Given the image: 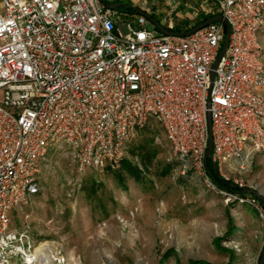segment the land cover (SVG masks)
I'll list each match as a JSON object with an SVG mask.
<instances>
[{
    "label": "built area",
    "instance_id": "1",
    "mask_svg": "<svg viewBox=\"0 0 264 264\" xmlns=\"http://www.w3.org/2000/svg\"><path fill=\"white\" fill-rule=\"evenodd\" d=\"M103 1L141 9L169 31L222 15L228 39L209 88L221 21L163 33ZM263 25L264 0H0V264L64 262L55 244L41 243L35 254L41 244L9 221L38 192L52 146H65L78 172L113 170L134 130L154 118L180 173L190 170L216 191L205 171L207 116L208 159L224 181L231 164L243 170L264 151ZM232 197L264 220L252 196Z\"/></svg>",
    "mask_w": 264,
    "mask_h": 264
},
{
    "label": "rangeland",
    "instance_id": "2",
    "mask_svg": "<svg viewBox=\"0 0 264 264\" xmlns=\"http://www.w3.org/2000/svg\"><path fill=\"white\" fill-rule=\"evenodd\" d=\"M257 39L264 62V25ZM121 161L113 170L78 172L65 146L50 147L38 192L9 214L10 226H26L36 245H57L63 264H257L264 220L236 193L208 189L190 170L181 174L154 118L134 130ZM227 180L264 198V151L249 155L243 170L231 164Z\"/></svg>",
    "mask_w": 264,
    "mask_h": 264
},
{
    "label": "water",
    "instance_id": "3",
    "mask_svg": "<svg viewBox=\"0 0 264 264\" xmlns=\"http://www.w3.org/2000/svg\"><path fill=\"white\" fill-rule=\"evenodd\" d=\"M105 5L111 7V8H118V7H129L133 13H138V14H142L143 16H145L151 23H153V25L161 32L163 33H176V34H186L189 33L190 31H192L193 29L200 27L208 22H211L213 20H219L223 23L224 25V37H223V41H222V45L221 48L218 52V54L215 56L213 62L210 65V69L208 72V88L211 84V80L213 77V67L216 64V61L218 60V57L220 56V54L222 53L224 47L226 46L227 43V39H228V33H229V25L226 21V19L220 15V14H216V15H212L207 17L206 19L202 20L201 22L197 23L195 26H193L192 28H190L189 30L186 31H169L166 28H164L161 24H159L155 18H153V16H151L149 13L138 9L136 7H132L131 5L124 3V2H109V1H103ZM210 121H209V117L207 116V130H208V135H207V142H206V146H205V150H204V162L206 163L207 159L209 158V154H210V145H211V137H210ZM242 193H247L250 194L252 196H254L264 207V198L259 195L255 190L251 189V188H240ZM264 262V244H263V248L262 251L258 257V261L257 264H263Z\"/></svg>",
    "mask_w": 264,
    "mask_h": 264
},
{
    "label": "trees",
    "instance_id": "4",
    "mask_svg": "<svg viewBox=\"0 0 264 264\" xmlns=\"http://www.w3.org/2000/svg\"><path fill=\"white\" fill-rule=\"evenodd\" d=\"M118 9L121 11H124V12L132 13V10L129 7H121ZM204 18H206V17H204ZM198 22H200V21H198ZM205 166H206L205 167L206 174L209 176V178L212 180V182L215 184V186L218 189L222 190L225 193H229V194L236 193L238 195H244V193L241 192L240 188L236 187L234 184H232L228 181H224L223 179H221L220 177L217 176V174L215 173L214 166L211 164L209 159H207ZM187 264H209V263H206L203 261H189ZM225 264H231L230 260H228Z\"/></svg>",
    "mask_w": 264,
    "mask_h": 264
},
{
    "label": "bare ground",
    "instance_id": "5",
    "mask_svg": "<svg viewBox=\"0 0 264 264\" xmlns=\"http://www.w3.org/2000/svg\"><path fill=\"white\" fill-rule=\"evenodd\" d=\"M42 249H43V245L41 244L35 249V254H39Z\"/></svg>",
    "mask_w": 264,
    "mask_h": 264
},
{
    "label": "crops",
    "instance_id": "6",
    "mask_svg": "<svg viewBox=\"0 0 264 264\" xmlns=\"http://www.w3.org/2000/svg\"><path fill=\"white\" fill-rule=\"evenodd\" d=\"M264 63V62H263ZM263 75H264V71H263Z\"/></svg>",
    "mask_w": 264,
    "mask_h": 264
}]
</instances>
